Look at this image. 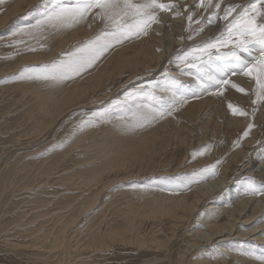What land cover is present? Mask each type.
I'll list each match as a JSON object with an SVG mask.
<instances>
[{"label": "rangeland", "instance_id": "374dc122", "mask_svg": "<svg viewBox=\"0 0 264 264\" xmlns=\"http://www.w3.org/2000/svg\"><path fill=\"white\" fill-rule=\"evenodd\" d=\"M1 1H3L4 4L6 2V0ZM166 1L173 3L174 5H176V7L167 12H160L158 17L159 23L152 24L151 28L148 30V35L140 36L139 38H131L123 41L124 43L122 42L113 45L93 64L92 67L82 72L79 76L59 84H45V82L39 80L33 79L30 81L29 79H26V81L24 79L14 77L16 76V73L18 74L25 67H33V65L34 67L40 66L38 64H41V59L42 64H45L46 62L50 63L52 61L66 58L67 54L73 52L84 42L92 39L101 31H103L105 29L104 22L100 21L99 19H97V21L93 20L90 16L87 21L70 28H64L60 30L49 29L42 34L37 33L34 36L23 34L21 36V34H19L18 32L19 29L24 28L25 26L27 27L30 24H34L36 19L39 18V13L43 12L45 8L49 6V0H35V3L33 2L29 6L24 5L25 7L23 8V10H21L20 13L14 15L11 19L6 21L4 26L0 27V32L3 34L1 35L0 33V40H3L0 41V53L2 52L1 54H3H0V66L2 65L4 67H0V71L2 72H0V264H53V260L50 257H43V255H38V257L36 258L37 255L35 254V252L31 253L23 247V244L27 243L24 242L25 239L23 238V227H26V225L29 226V220L32 219V216L34 217L38 215L41 218H46L53 214L54 216L52 217H57L62 213L68 215L71 205L63 206L64 204H62L60 206V203L58 202H65L72 198H88L89 196L94 194V192H96V194H99V200L97 199L98 202H95L94 207L88 209L86 215L90 216L108 202L110 203V205L114 204L113 207H116V204H140L145 200L157 199L146 197H154L158 196L159 194L167 196L179 195L189 199L193 197V194L198 193V190H200V187L202 185L210 183L212 180L219 178L221 175L222 176L220 177L219 181L222 183V180H225V182L223 181L224 183H222L220 186H216V189L212 188L214 190L213 192L210 191L212 190L211 187H206V189L204 187L201 189L205 192V190L209 188L208 191L210 192L207 191L206 196L203 195L201 197L196 212H194L193 215H190L191 217L189 218V220H185L183 225H179L177 227L178 229L175 230L177 232H174L173 239L171 236L172 233L170 232L171 223L168 222L169 218L167 215L154 218H144V222H142L141 224V229L145 233H150V231L154 230L157 239H170V241H168V249L152 250L149 248H137L138 246L136 245L128 246V244L122 245L118 242H115L111 246L112 248L105 251L104 255L100 257L96 255L95 257L93 255H87V257L92 259L93 264H180V262H178V256L180 253H182L183 249L185 250L188 237L192 238L194 235L191 234L194 231H203L205 229L201 228L204 226H202L201 224L199 225L202 220L198 221V219L205 217V215H207V217L216 215L219 212V209H214L216 210V212L214 210L212 212L208 211V214L206 212L207 210L205 211L206 207L209 206V204L211 205V203L215 204L218 207H222V205L232 206L235 200H239L241 202L243 201V203L246 205H244L245 208L247 207L246 209L244 208V216L248 217L252 215L254 217H251L252 221L251 224L247 225L248 229H251L253 226L257 227L259 225H261V229H263V232L259 231L258 228V231L256 230L258 233L254 231V233L252 232L253 234L251 233L250 235H247L249 236L248 239H241L240 241H237L239 239L235 240L237 241V243H242L240 247H243V244L246 243L247 245L244 247L246 248L248 246L246 248L247 250L252 248L253 246H256L258 249L262 247L264 248V241H262V243L261 241L259 242L255 239L258 236L264 237V224L259 221L262 218L260 216L262 214V216H264V101H261V103L259 101L253 103V101L256 100L254 97L255 95L251 93V90L254 86V81L239 72L237 70V63L230 58H223L217 60L215 63L209 62L207 65H205L203 70H200L198 68L185 67L183 65H177L176 63L169 64V60L173 59L179 51L191 49L204 42L213 40L221 31H223L227 22L223 20H216L214 18L212 23H208V17L211 15L214 7L209 8L207 11H205L199 6L198 0H165V2ZM249 2L250 0H223L221 9H223V7L226 5L247 6ZM3 3H0V13L4 12L5 9ZM215 3L216 0H213V5ZM1 7H3L4 9L2 10ZM177 11L180 13H177ZM220 14H223L222 10ZM189 15L193 17V21L191 23H189L188 21ZM196 21H199V23H196ZM162 22H164V26L166 25L165 27L168 28H166V38L160 33H157L159 32L157 27L159 26V24H162ZM173 23L174 25H172ZM4 28L7 31H5ZM35 36L38 39H36ZM155 36H157V38ZM189 36H192V39H189ZM5 37H9L8 39H11V41L12 39L23 38L22 40L25 41V43L20 45L12 44L13 46L11 47V49L9 48L4 50V42L8 43ZM30 37H33L32 40ZM67 38L69 39V41ZM70 38H72V40ZM158 38L163 39L162 44L161 40H159L160 43L156 42ZM167 38L171 39L169 40ZM35 45H38L40 47L38 48ZM44 47L46 50H44ZM49 47H51V49ZM57 48L59 50H57ZM1 49L3 50L1 51ZM29 49L35 50L33 51ZM164 49L166 50L164 51ZM21 51L23 53H21ZM30 51L33 52L32 56L30 55L32 54ZM222 51L227 52L228 49H222ZM7 52L11 53V57H8L9 54ZM45 53H49L51 54V56L53 54L54 55L52 57H49L50 55H45ZM134 53L140 54L137 56V58H134L135 60L132 63L121 66L122 68L118 67L119 70L115 69L111 65V68L109 65V67L107 65H104L107 64L111 57H115L114 59H117L124 56H130ZM4 54H6L7 56ZM150 54L153 56H151ZM159 54H161L160 58H158ZM22 55L24 60L21 62L20 59L22 58H20V56L22 57ZM28 55H30L32 58L28 57ZM17 56L19 58H17ZM33 56L37 58V61H35L36 58ZM26 58L28 60H26ZM204 59L207 58L205 57ZM3 60L5 62L4 64L2 63ZM13 61L16 62L13 63ZM20 63L22 64L20 65ZM135 64L137 65V67ZM8 65H14L15 69L9 68L11 66ZM7 69L8 71H6ZM165 69H167V72H165ZM111 70L113 71L111 72ZM115 70L117 71V73ZM105 72L109 73L108 75L106 74L107 77L104 75ZM234 72L235 74H233ZM133 75L135 76L133 77ZM90 76H94V78L101 76V80L103 79V81L97 83L95 85L96 88H89L88 91L85 92L84 96L78 99L79 102H74V106L72 105L73 108L71 106L68 107L66 111L64 110L62 113H65L57 117L54 123L43 127L40 132H33L35 131L33 122L44 118L43 112L46 111L49 102H46V108L43 106L44 109L38 110L37 106L40 105V103L37 102V100L35 101L33 96H31L30 93H32V91L28 93L29 95L27 94V96L24 94L22 95L23 82L29 84L31 82V90H42L43 92H45L49 91L48 88L54 89L59 85L63 87L75 85L76 83L79 85L82 84V86H87L84 85L85 83L83 82H85ZM103 76L106 78H104ZM201 77L204 81L211 84L212 86L206 87V90H200L198 87H195L197 79ZM240 77L243 80L240 79ZM222 79L228 80L229 83L217 86L216 81ZM148 81L157 82V85L154 88H151L150 91L155 94L158 100L161 98H163L164 100L169 99L171 96V92L168 90V87L169 85H174L176 89H179L181 93H184L186 95V103H183L182 106H180L178 110L169 117L165 116L164 118H162L163 121L161 119H157L151 124L142 128H137L135 130H125L118 123H116L117 121L115 119V121H110L108 119L99 120L92 118V113L100 110H109L116 106H120L121 108H123V102L125 101L124 93L135 88L137 85L148 87ZM233 83L244 88L246 92L242 93L237 88L232 87ZM249 83H251V85ZM20 87L22 88V90ZM193 92L195 93L194 95L191 94ZM245 96H247L248 98ZM23 98L25 100H23ZM88 99L89 101H87ZM82 100L84 101L80 102ZM145 102L147 101L143 97L138 98L136 101V103L138 104ZM249 102H252V106ZM212 104H214V106ZM229 105L243 110L247 113V115L242 116L235 114L232 111V108L229 107ZM129 106L131 105L129 104ZM201 108L204 109L202 110ZM36 111L38 112V114ZM227 116L228 118H226ZM211 117H213V119ZM90 118L94 120L93 123L85 124V126L81 124V121H88ZM223 121L225 122L223 123ZM246 121L248 125L245 124ZM47 123L48 121L45 124ZM116 124L118 127L116 126ZM249 124L253 125L251 129L248 128ZM85 127H87V129ZM90 127L91 129H89ZM255 129H258L256 131L257 133L255 132ZM245 131H248L247 136H244ZM252 133H254V135L257 134L255 139ZM252 139L254 141H252ZM64 140L67 141L65 142ZM249 140H251V143ZM80 141H82L83 143ZM237 141L239 142L238 146H236ZM205 146H207V150L204 151L202 155L199 154L200 150L202 148H205ZM241 149L242 151H240ZM121 152L126 154L124 157L126 158V161L124 162V159L121 160L122 162L120 161V168L119 166L117 167L118 164L116 166L112 164V167L107 169L106 167L109 166V163H106L115 160L117 154L119 153L120 154L118 155V157L122 156ZM236 153L238 156L236 155ZM226 155L228 156L226 157ZM235 156L237 157L235 158ZM52 157L57 162H54L55 169L49 170V164L51 163V160H53ZM71 159L74 162H72ZM46 160L48 163L45 162ZM218 160L221 161V163L217 165L216 175L207 178L202 182L191 183L185 188L179 190L174 189V191L173 189L160 184L161 177L181 176L187 173H191L193 170H198L199 168L201 169L205 166L211 165ZM231 163L234 164L231 165ZM225 164L228 166H226ZM229 164L231 166H229ZM92 165L95 166V168H99V171H101L99 181L98 183H94L95 185L84 184L83 182H81V178L77 177V172L80 169H86L88 167H91ZM260 165L263 168H261ZM253 172H255V174L258 173V176L254 177ZM225 174L227 175L226 177ZM123 177H126V179H124ZM249 178H251V180ZM252 181L254 182V186L256 189L255 193L252 191ZM231 184H233L234 186ZM141 185H144L145 187H141ZM95 186L96 188H93ZM244 186L247 187L245 188ZM142 188L143 190H149V194L151 195L145 192L143 194V198H133L134 195L136 196L137 191ZM44 192L46 193L44 194ZM46 194L48 195V198ZM122 194L123 197H126L128 195L127 197L131 198H120ZM61 196L63 199L61 198ZM42 197L46 198L47 202V208L46 206H44L45 210H42L44 207L42 205L39 207L37 203L39 198ZM222 197L225 198L223 199ZM259 199L260 201H262L263 206ZM247 200H249L250 202ZM258 201L260 202L259 205L261 209L256 213L254 212L256 209L253 211L254 206L252 205V203L256 205ZM247 202L249 203L247 204ZM48 203L49 205L51 204L50 207H48ZM35 208H37V211H35ZM39 209H41V211H39ZM47 209L50 212L45 214V212L48 211ZM224 219L225 218H223L222 216V219H218V222H221ZM30 226L34 227V224H30ZM191 226L194 229H192ZM189 227L191 231L189 230ZM73 229L77 230L78 228H75L74 225ZM252 238L254 240H252ZM200 243L201 247L199 249L202 248L201 250L209 252L216 246V243H214V241L210 242V244L214 243V246L209 245V243H207L208 245L204 244L205 242L202 241ZM237 243H235V241L233 240V243H231L230 245L234 246V244L236 245ZM254 261L258 262V264H261L259 260L254 259Z\"/></svg>", "mask_w": 264, "mask_h": 264}, {"label": "bare ground", "instance_id": "6f19581e", "mask_svg": "<svg viewBox=\"0 0 264 264\" xmlns=\"http://www.w3.org/2000/svg\"><path fill=\"white\" fill-rule=\"evenodd\" d=\"M35 0H10V1H7L5 2V4L3 3V1L0 0V3L2 2L5 6V9L3 7L2 10L4 9V12L0 13V27L4 26V24L6 23V21H8L9 19H11L14 15H17L18 13L21 12V10H23V8L25 7L24 5L26 6H29L31 5ZM195 1V0H194ZM167 2V1H166ZM35 3V2H34ZM45 3V2H44ZM2 5V4H1ZM197 5V4H196ZM1 10V9H0ZM43 11V10H42ZM201 11V9H200ZM197 12V11H196ZM177 13H180L177 11ZM195 13V12H194ZM165 14V13H164ZM174 14V13H172ZM178 15V14H177ZM20 16V15H18ZM162 16V15H160ZM166 16V15H165ZM167 17V16H166ZM168 18V17H167ZM17 19V18H16ZM27 19V18H25ZM30 19V17H29ZM28 19V20H29ZM165 20V19H163ZM162 20V21H163ZM23 21V20H22ZM97 21V19H96ZM101 21V20H100ZM17 22V21H16ZM25 22V20H24ZM30 22V21H29ZM27 22V23H29ZM174 22V21H173ZM26 23V24H27ZM31 23V22H30ZM33 23V22H32ZM161 23V22H160ZM32 25V24H30ZM29 25V26H30ZM89 25V24H88ZM168 25V24H167ZM174 25V23L172 24ZM86 26V25H85ZM155 26V25H154ZM166 26V25H165ZM164 26V22H162V24H159V26L157 27L158 31L156 30L157 33H160L162 36H165L167 34V27ZM179 26V25H178ZM26 27V26H25ZM24 27V28H25ZM169 27V26H168ZM173 27V26H172ZM177 27V26H176ZM15 28V27H14ZM20 28V27H19ZM87 28V27H86ZM167 28V29H166ZM175 28V26H174ZM211 28V27H210ZM5 29V28H4ZM88 29V28H87ZM172 29V28H171ZM18 30V29H17ZM5 31H7L5 29ZM93 31V30H92ZM100 31V30H99ZM169 31V30H168ZM177 31V30H176ZM12 32V31H11ZM19 32V31H18ZM84 32V31H83ZM90 32V31H89ZM149 32V31H148ZM154 32V31H153ZM1 33V32H0ZM15 33V32H14ZM80 33V32H79ZM95 33V32H94ZM156 33V34H157ZM173 33V32H172ZM10 34V33H8ZM69 34V33H68ZM67 34V35H68ZM83 34V33H81ZM89 34V33H88ZM155 34V35H156ZM1 35H3L1 33ZM14 35V34H13ZM19 35V34H18ZM159 35V34H158ZM5 36V35H4ZM22 36V34H21ZM34 36V35H32ZM53 36V35H51ZM71 36V35H70ZM86 36V35H85ZM11 37V36H9ZM9 37H5L6 42H4V46H3V49H11V47L13 46L12 43H11V39L9 40L8 38ZM29 37V36H28ZM50 37V36H48ZM72 37V36H71ZM92 37V36H91ZM157 38V36H155ZM21 38V37H20ZM31 38V37H30ZM33 38V37H32ZM31 38V40H32ZM36 38V36H35ZM45 38V37H44ZM56 38V37H55ZM63 38V37H62ZM87 38H88V35H87ZM166 38V36H165ZM4 39V38H3ZM23 39V38H22ZM38 39V38H36ZM48 39V38H47ZM68 39V38H67ZM72 40V38H70ZM153 39V38H152ZM151 39V40H152ZM167 39H171V38H167ZM9 40V41H8ZM13 40V39H12ZM45 40V39H44ZM43 40V41H44ZM51 40V39H50ZM49 40V41H50ZM148 40V39H147ZM159 40H161V44H162V38H158L157 39V43H160ZM0 41H3V40H0ZM27 41V40H26ZM37 41V40H36ZM48 41V42H49ZM52 41V40H51ZM55 41V40H54ZM63 41V40H62ZM69 41V39H68ZM74 41V39H73ZM72 41V42H73ZM81 41V40H80ZM85 41V40H84ZM35 42V40H34ZM38 42V41H37ZM59 42V41H57ZM1 43V42H0ZM50 43V42H49ZM124 43V42H123ZM38 44V43H37ZM54 44V42H53ZM62 44V43H61ZM165 44V43H164ZM51 45V44H50ZM65 45V44H64ZM123 45V44H121ZM30 46V45H29ZM37 46L38 48L40 46L38 45H35ZM55 46V45H53ZM51 46V47H53ZM133 46V45H132ZM137 46V45H136ZM148 46V44H147ZM8 47V48H6ZM51 47H49L51 49ZM58 47V46H57ZM64 47V46H63ZM68 47V46H67ZM134 47V46H133ZM159 47V46H158ZM168 47V46H167ZM47 48V46H46ZM65 48V47H64ZM136 48V47H135ZM139 48V47H138ZM1 49V51L3 50ZM14 49V48H13ZM12 49V50H13ZM18 49V48H17ZM43 49V48H42ZM49 49V50H50ZM61 49V48H60ZM16 50V48H15ZM44 50L45 47H44ZM56 50V49H55ZM57 50H59L57 48ZM146 50V49H145ZM166 49H164L165 51ZM20 51V50H19ZM23 51V50H22ZM21 51V53H23ZM48 51V49H47ZM46 51V52H47ZM53 51V50H52ZM51 51V52H52ZM137 51V50H136ZM162 51V50H160ZM6 52V51H4ZM3 52V53H4ZM15 52V51H14ZM29 52V50H28ZM31 52V51H30ZM50 52V53H51ZM126 52V51H124ZM128 52V50H127ZM2 53V52H1ZM0 53V54H1ZM8 53V52H7ZM27 53V52H26ZM32 54H30L31 56L33 55V52H31ZM116 53V52H115ZM132 53V52H131ZM130 53V54H131ZM9 56L8 57H11L10 54L11 53H8ZM13 54V53H12ZM19 54V53H18ZM25 54V53H24ZM41 54V53H40ZM46 54H49V53H45ZM140 53H134L130 56H124V57H120V58H117V59H114L115 57H111V59L107 62V64H104V65H111L113 66L115 69H118V67H121V66H124V65H128L129 63H132L135 59L134 58H137V56L139 55ZM3 55V54H1ZM6 55V54H4ZM15 55V54H14ZM30 55H28V57H31ZM42 55V54H41ZM50 56L49 57H52L51 54H49ZM114 55V54H113ZM122 55V54H121ZM148 55V54H146ZM151 55V54H150ZM7 56V55H6ZM153 56V55H151ZM150 56V57H151ZM1 57V56H0ZM8 57H7V60H8ZM26 57V56H25ZM35 57V56H33ZM61 57V56H59ZM149 57V58H150ZM161 57V54H159L158 58ZM17 58H19L17 56ZM20 59L21 62L24 60L23 59V55L22 57L20 56ZM32 58V57H31ZM30 58V59H31ZM36 58V57H35ZM147 58V57H146ZM29 59V61H30ZM5 60V59H4ZM3 60V64L5 63ZM26 60H28L26 58ZM54 60V59H53ZM148 60V59H147ZM2 61V60H1ZM34 61V60H33ZM35 61H37V58L35 59ZM34 61V62H35ZM137 61V59H136ZM146 61V60H145ZM16 62V61H13V63ZM18 62V61H17ZM26 62V61H25ZM33 62V63H34ZM49 62V61H48ZM103 62V61H102ZM30 63V62H29ZM32 63V64H33ZM36 63V62H35ZM42 64V59H41V62ZM106 63V62H105ZM1 64V63H0ZM9 64V63H8ZM22 63H20L21 65ZM41 64H38V65H41ZM47 64V62L45 63ZM142 64V63H141ZM6 65V64H5ZM36 65V64H35ZM136 65V64H135ZM2 66V65H1ZM0 66V67H1ZM8 66H11V65H8ZM16 66H17V63H16ZM26 66V65H25ZM28 66V65H27ZM105 66V67H107ZM108 66V67H109ZM110 66V68H111ZM134 66V65H133ZM139 66V65H138ZM6 67V66H5ZM34 67V65H33ZM104 67V68H105ZM137 67V65H136ZM145 67V66H143ZM2 68H4L2 66ZM8 68V67H7ZM9 68H12V69H15L14 65H12L11 67ZM8 68V69H9ZM17 68V67H16ZM122 68V67H121ZM120 68V69H121ZM139 68V67H138ZM8 69L6 71H8ZM106 69V68H105ZM104 69V71H105ZM108 69V68H107ZM136 69V68H135ZM142 69V68H141ZM1 70H4V69H1ZM101 70V69H100ZM114 70V69H113ZM111 70V72L113 71ZM119 70V69H118ZM96 71V70H95ZM116 71V70H115ZM1 72V71H0ZM102 72V71H101ZM134 72V71H133ZM2 73V72H1ZM16 73V72H14ZM14 73H11V74H14ZM89 73V72H87ZM99 73V71H98ZM117 73V71H116ZM4 74V73H3ZM17 74V73H16ZM84 74V73H83ZM106 74L108 75L109 73H106L105 72V76ZM114 74V73H113ZM5 75V74H4ZM7 75V74H6ZM102 75V74H101ZM3 76V75H2ZM9 76V75H8ZM95 76V75H94ZM94 76H90L85 82L84 85H87V86H82L79 85V84H76L75 85H71V86H63L61 87V85L55 87L54 89H49V91H45L43 92L42 90H31V82L30 84L29 83H24L23 82V93L22 95H26L28 93H30L32 91L31 96H33V98L35 99V101L37 100V102L40 103V105L37 106V109L38 110H42L44 109V107L46 108V102L48 101L49 102V105L46 109L45 112H43L44 114V118L43 119H39V120H36L35 122H33V127L35 128V131L33 132H40L42 130L43 127L45 126H48V125H51L52 123H54V121L56 120L57 117H59L61 114H64L62 113L64 110L66 111V109L68 107H71L74 102L78 101V99H80L81 97L84 96L85 92L88 91V89H93V88H96V84L97 83H100L103 81V79L101 80V76H98L97 78H94ZM135 75H133L134 77ZM104 77V76H103ZM107 77V76H106ZM104 77V78H106ZM5 78V77H4ZM94 78V79H93ZM131 78V77H130ZM239 78V77H237ZM236 78V79H237ZM240 79H242L240 77ZM26 80V79H24ZM23 80V81H24ZM243 80V79H242ZM9 81V80H8ZM20 81V80H18ZM27 81V80H26ZM31 81V80H30ZM238 81V80H236ZM79 82V81H78ZM248 82V81H246ZM15 83V82H14ZM43 83V82H42ZM252 83V82H251ZM251 83H249L251 85ZM254 83V82H253ZM21 84V83H20ZM34 84V83H33ZM46 84V83H45ZM248 84V83H247ZM18 85V83H17ZM243 85V84H242ZM246 85V83H245ZM13 86V85H11ZM95 86V87H94ZM249 86V85H248ZM35 87V86H33ZM254 87V86H253ZM17 88V87H16ZM19 88V87H18ZM21 88V87H20ZM47 88V87H46ZM162 88V87H160ZM35 89V88H34ZM247 89V88H246ZM22 90V88H21ZM44 90V89H43ZM252 93V92H251ZM29 95V94H28ZM250 95V94H249ZM103 96V95H102ZM252 96V95H251ZM250 96V97H251ZM25 97V96H24ZM90 97V96H89ZM247 97V96H245ZM255 97V96H254ZM88 98V97H87ZM96 98V97H95ZM101 98V97H100ZM206 98H209V97H206ZM213 98V96H212ZM210 98V99H212ZM242 98V97H241ZM248 98V97H247ZM219 99V98H217ZM240 99V98H239ZM256 99V97H255ZM23 100H25L23 98ZM205 100V99H204ZM207 100V99H206ZM209 100V99H208ZM245 100V99H244ZM84 100L80 101V102H83ZM89 101V99L87 100ZM47 102V103H48ZM79 102V101H78ZM208 102V101H207ZM215 102V101H214ZM218 102V101H217ZM216 102V103H217ZM248 102V101H247ZM261 103V101H259ZM110 103V102H109ZM250 103V102H249ZM252 103V102H251ZM250 103V105H251ZM34 104V103H33ZM43 104V105H41ZM86 104V103H85ZM91 104V102H90ZM219 104V103H218ZM222 104V103H221ZM238 104V103H237ZM242 104V103H241ZM248 104V103H247ZM259 104V103H258ZM77 105V104H76ZM109 105V104H108ZM214 106V104H212ZM254 105V104H253ZM44 106V107H43ZM74 106V105H73ZM72 106V108H73ZM79 106V105H78ZM84 106V105H83ZM86 106V105H85ZM219 106V105H218ZM249 106V105H248ZM252 106V105H251ZM258 106V105H257ZM207 107V106H206ZM76 108V107H75ZM80 108V107H79ZM102 108V107H101ZM197 108V107H196ZM260 108V107H259ZM264 108V107H263ZM31 109V108H30ZM84 109V108H83ZM202 109V108H201ZM204 109V108H203ZM202 109V110H203ZM212 109V108H211ZM218 109V108H217ZM256 109V108H255ZM254 109V110H255ZM37 110V111H38ZM85 110V109H84ZM199 110V109H198ZM210 110V109H209ZM252 110V109H251ZM260 110V109H259ZM36 111V112H37ZM71 111V110H70ZM76 111V110H75ZM180 111V110H179ZM224 111V110H223ZM263 111V110H262ZM220 112V111H219ZM248 112H249V109H248ZM175 113V112H174ZM202 113V112H201ZM225 113V112H224ZM223 113V114H224ZM253 113V112H252ZM38 114V112H37ZM42 114V113H41ZM90 114V113H89ZM218 114V113H217ZM226 114V113H225ZM249 114V113H248ZM68 115V114H67ZM229 115V114H227ZM259 115V113H258ZM90 116V115H89ZM176 116V115H175ZM213 116V115H212ZM64 117V116H63ZM169 117V116H168ZM201 117V116H200ZM34 118V117H33ZM46 118V120H45ZM83 118V117H81ZM93 118V117H92ZM198 118V117H197ZM213 119V117H211ZM228 118V116L226 117ZM245 118V117H244ZM260 118V117H259ZM264 118V117H263ZM166 119V118H165ZM175 119V118H174ZM194 119V118H193ZM201 119V118H200ZM215 119V118H214ZM233 119V118H232ZM45 120V121H44ZM82 120V119H81ZM80 120V121H81ZM88 120V119H87ZM114 120V119H113ZM162 120V119H161ZM206 120V119H205ZM224 120V119H223ZM48 121L47 124H45L46 122ZM86 121V120H85ZM107 121V120H106ZM112 121V120H111ZM115 121V120H114ZM163 121V120H162ZM200 121V120H199ZM210 121V120H209ZM230 121V119H229ZM243 121V120H241ZM264 121V119H263ZM225 121H223L224 123ZM262 122V120H261ZM109 123V122H108ZM117 123V122H116ZM196 123V122H195ZM219 123V122H218ZM222 123V124H223ZM236 123V121H235ZM243 123V122H241ZM106 124V122H105ZM159 124V123H158ZM221 124V125H222ZM233 124V123H232ZM247 124V121L246 123ZM264 124V123H263ZM102 125V124H101ZM178 125V123H177ZM248 125V124H247ZM85 126V125H84ZM117 126V124H116ZM225 126V125H223ZM244 126V124H243ZM100 127V126H99ZM118 127V126H117ZM120 127V126H119ZM191 127V126H190ZM222 127V126H221ZM264 127V126H263ZM74 128V127H73ZM83 128V127H82ZM87 129V127H85ZM176 128V127H175ZM195 128V127H194ZM209 128V127H208ZM220 128V126H219ZM91 129V127L89 128ZM101 129V128H100ZM73 130V129H72ZM96 130V129H95ZM120 130V129H119ZM178 130V129H177ZM258 130V129H257ZM255 129V132L257 131ZM113 131V130H112ZM208 131V130H207ZM220 131V130H219ZM263 131V130H262ZM32 132V133H33ZM121 132V131H120ZM154 132V130H153ZM192 132V131H191ZM254 132V133H255ZM83 133V132H82ZM112 133V132H111ZM194 133V132H193ZM222 133V132H221ZM220 133V134H221ZM243 133V132H242ZM254 133H252L254 135ZM257 133V132H256ZM259 133V132H258ZM262 133V132H261ZM207 134V133H206ZM73 135V134H72ZM114 135V134H113ZM191 135V134H190ZM193 135V134H192ZM209 135V134H208ZM211 135V134H210ZM257 135V134H256ZM256 135H254V139L256 137ZM69 136V135H68ZM81 136V135H80ZM223 136V135H222ZM67 137V136H66ZM94 137V136H93ZM92 137V138H93ZM140 137V136H138ZM191 137V136H190ZM240 137V136H239ZM69 138V137H68ZM72 138V137H71ZM86 138V137H85ZM89 138V137H88ZM208 138V137H207ZM206 138V140H207ZM223 138V137H221ZM247 138V137H246ZM66 139V138H65ZM78 139V138H77ZM83 139V138H82ZM91 139V138H90ZM216 139V138H215ZM250 139V138H249ZM84 140V139H83ZM88 140V139H87ZM196 140V139H194ZM245 140V139H244ZM63 141V140H62ZM65 142L67 140H64ZM79 141V140H78ZM112 141V140H111ZM250 143H251V140H249ZM252 141H254L252 139ZM82 142V141H80ZM76 143H79V142H76ZM74 143V144H76ZM83 143V142H82ZM89 143V142H88ZM205 143V142H204ZM247 143V142H245ZM244 143V145H245ZM249 143V144H250ZM263 143V142H262ZM73 144V143H71ZM70 144V145H71ZM249 144H246V145H249ZM79 145V144H78ZM87 145V144H86ZM69 146V145H68ZM94 146V145H93ZM243 146V145H242ZM64 147V146H63ZM72 147V146H71ZM70 147V148H71ZM247 147V146H245ZM264 147V146H263ZM82 148H83V145H82ZM59 149V148H58ZM69 149V148H68ZM234 149V148H232ZM243 149V148H242ZM242 149L240 151H242ZM246 149V148H245ZM263 149V148H262ZM62 150V149H61ZM65 150V149H64ZM71 150V149H70ZM69 150V151H70ZM244 150V149H243ZM75 151V149H74ZM77 151V150H76ZM80 151V150H79ZM239 151V152H240ZM262 151V150H261ZM264 151V150H263ZM83 152V151H82ZM81 152V153H82ZM89 152V151H88ZM95 152V151H94ZM124 152V151H122ZM121 152V153H122ZM186 152V151H185ZM232 152V151H231ZM230 152V153H231ZM245 152V151H244ZM243 152V153H244ZM187 153V152H186ZM209 153V152H208ZM238 153V152H237ZM236 153V155H237ZM241 153V152H240ZM239 153V154H240ZM67 154V153H66ZM120 154V153H119ZM116 156V158L118 157V155ZM227 154V153H226ZM261 154V153H260ZM58 155V154H57ZM63 155V154H62ZM61 155V156H62ZM73 155V154H72ZM79 155V154H78ZM87 155V154H86ZM122 156L118 157L117 159L115 158V160L111 161V162H107L106 164H108L109 166H107L106 168L109 169L112 167V164H114V166H116L117 164V167L119 166V164L122 162L121 160L124 159V162L126 161V158L125 157V153H122L121 154ZM186 155V154H185ZM188 155V154H187ZM230 155V154H229ZM263 155V153H262ZM70 156V155H69ZM82 156V155H81ZM80 156V157H81ZM94 156V155H93ZM106 156V155H105ZM228 155H226L227 157ZM238 156V155H237ZM235 156V158L237 157ZM260 156V155H259ZM57 157V156H56ZM91 157V155H90ZM97 157V156H96ZM95 157V158H96ZM242 157V156H241ZM240 157V158H241ZM264 157V155H263ZM46 158V157H45ZM55 158V157H54ZM71 158V157H70ZM76 158V157H75ZM89 158V157H88ZM219 158V157H218ZM223 158V157H221ZM231 158V157H230ZM234 158V159H235ZM53 159V157H52ZM238 159V158H237ZM236 159V160H237ZM262 159V158H261ZM50 160V159H49ZM76 160V159H75ZM94 160V159H93ZM222 160V159H221ZM231 160V159H230ZM242 160V159H241ZM72 161V159H71ZM80 161V160H79ZM121 161V162H120ZM232 161V160H231ZM260 161V160H259ZM39 162V161H38ZM47 162V160L45 161ZM54 162H57L55 161L54 159L51 160V163L49 164V170H53L55 169V163ZM74 162V161H72ZM78 162V161H77ZM85 162V161H84ZM87 162V161H86ZM100 162V161H99ZM216 162V161H215ZM214 162V163H215ZM226 162V161H225ZM48 163V162H47ZM240 163V162H239ZM46 164V163H45ZM210 164V163H209ZM234 164V163H231V165ZM238 164V163H236ZM260 164V163H259ZM264 164V163H263ZM262 164V165H263ZM76 165V164H75ZM121 165V164H120ZM226 165V164H225ZM229 164V166H231ZM113 166V167H114ZM124 166V165H123ZM228 166V165H226ZM261 166V165H260ZM264 167V166H263ZM261 166V168H263ZM82 168V167H81ZM120 168V166H119ZM250 168V167H249ZM256 168V167H255ZM254 168V170H255ZM259 168V167H258ZM78 169V168H77ZM115 169V168H114ZM200 169V168H199ZM230 169V167H229ZM228 169V170H229ZM257 169V168H256ZM264 169V168H263ZM153 170V169H152ZM258 170V169H257ZM261 170V169H260ZM38 172V171H37ZM36 172V174H37ZM135 172V171H134ZM166 172V171H165ZM229 172V171H228ZM246 172H249V171H246ZM100 173L101 171H99V168H95V166H91V167H88L86 169H80L78 172H77V177L78 178H81V182H83L84 184H94V183H98L99 181V178H100ZM146 173V172H145ZM227 173V172H226ZM264 173V172H263ZM262 173V174H263ZM128 174V173H127ZM223 174V173H222ZM248 174V173H247ZM261 174V173H260ZM133 175V174H132ZM158 175V174H157ZM170 175V174H169ZM229 175V174H228ZM245 175V174H244ZM252 175V174H251ZM253 175L254 177L258 176V173L255 174V172H253ZM34 176V175H33ZM36 176V175H35ZM128 176V175H127ZM137 176V175H136ZM220 176V175H219ZM222 176V175H221ZM220 176V177H221ZM227 175L225 174V177ZM247 176V175H246ZM132 177V176H131ZM159 177V176H158ZM219 178H216L215 180H212L210 183H207L205 185H202L200 187V190H198V193L196 194H193V197L191 198H186L184 196H179V195H176V196H172V195H161L159 194L158 196H149V197H146V198H157V199H152V200H145L143 202H141L140 204H132V205H121V204H116V207H113L114 204H111L110 203H105L100 209H98L94 214L90 215V216H87V211L88 209H91L92 207H94L95 205V202L97 201L98 199V193L96 194V192H94V194H92L91 196H89L88 198H83V199H79V198H72L70 200H67L65 202H58L60 203V206L62 204H64L63 206L65 205H71L70 209H69V212H68V215H65V214H60L58 215L57 217H52L54 216L53 215H50L49 217H44V218H41L40 216L36 215V216H32V219L29 220V226L26 225V227H23V239L24 242H27L25 244H23L24 248L31 252V253H34L37 255L36 258L38 257V255H43V257H50L52 260H53V264H93L92 262V259H90L88 256H91L93 255L95 257L96 256H102L105 254V251H107V249H110L112 248L111 246L113 245V243L115 242H118L122 245H126L128 244L129 245H136L138 246L137 248L141 247V248H149V249H154V250H159V249H168V241H170V239H157V236L153 231H150V233H145L142 229H141V224L142 222H144V218H148V217H161L163 215H167L169 220L168 222L171 223V233H172V239H173V236H174V232L176 233L177 231H175L176 229H178L177 227L180 225H183L184 224V221L185 220H189V218L191 217L190 215H193L194 212H196V209L198 207V204H199V201L201 199V197L203 195L206 196L207 194V190H201L202 188L205 187H211V189L215 188L216 189V186H220L222 183L225 182V180H222V183L219 181ZM124 178V177H123ZM128 178V177H127ZM138 178V177H137ZM262 178V177H261ZM120 179V178H119ZM118 179V180H119ZM126 179V177L124 178ZM151 179V178H150ZM228 179V178H227ZM245 179V178H244ZM109 181V180H107ZM111 181V180H110ZM136 181V180H135ZM224 181V182H223ZM142 182V181H141ZM253 182V181H252ZM262 182V181H261ZM100 183V182H99ZM104 183V182H103ZM260 183V182H259ZM109 184V182H108ZM107 184V185H108ZM133 184V183H132ZM139 184V183H138ZM144 184V183H143ZM238 184V182H237ZM95 185V184H94ZM135 185V184H134ZM198 185V184H197ZM233 185V184H231ZM262 185V184H261ZM103 186V185H102ZM234 186V185H233ZM132 187V186H131ZM130 187V188H131ZM139 187V186H138ZM230 187V186H229ZM237 187V186H236ZM245 187V186H244ZM247 187V186H246ZM245 187V188H246ZM3 188V187H2ZM93 188H96L93 187ZM99 188V187H98ZM136 188V187H135ZM151 188V187H150ZM227 188V187H226ZM259 188V187H258ZM125 189V188H124ZM138 189V188H137ZM210 190V191H214V190ZM239 189V188H237ZM98 190V189H97ZM96 190V191H97ZM103 190V188H102ZM130 190V189H129ZM128 190V191H129ZM197 190V189H196ZM245 190V189H244ZM137 191V190H136ZM163 191V190H162ZM174 191V189H173ZM203 191V192H202ZM208 191V192H210ZM238 191V190H237ZM243 191V190H242ZM150 193L149 190H143L142 189H139L136 192V196L134 195L133 198H143V194L144 193ZM227 192V191H226ZM38 193V192H36ZM46 192H44L45 194ZM100 193V192H99ZM124 193V192H123ZM230 193V191H229ZM232 193V192H231ZM48 194V193H47ZM46 194V195H47ZM175 194V193H174ZM212 194V193H210ZM209 194V195H210ZM237 194V193H235ZM151 195V194H149ZM220 195V194H219ZM230 195V194H229ZM44 196V195H43ZM128 196V195H127ZM123 197V194L122 196H120V198H131V197ZM132 196V194H131ZM231 196V195H230ZM234 196V195H233ZM239 196H242V195H239ZM60 197V196H59ZM106 197V196H105ZM117 197V196H116ZM229 197V196H228ZM236 197V196H235ZM47 198H48V195H47ZM62 198V196H61ZM215 198V197H214ZM223 198V197H222ZM221 198V199H222ZM225 198V197H224ZM223 198V199H224ZM238 198V197H237ZM261 198V197H260ZM63 199V198H62ZM101 199V198H100ZM227 199V198H226ZM99 200V199H98ZM219 200V199H217ZM229 200V199H228ZM253 200V199H252ZM264 200V199H263ZM119 201V200H118ZM121 201V200H120ZM158 201V202H157ZM204 201V200H203ZM234 201V200H233ZM249 201V200H247ZM260 201V199H259ZM258 201V205L256 204H253L252 205L254 206L253 208V211L254 212H258L261 207L259 205V203L261 202L262 206H263V203L262 201L259 202ZM55 202V201H54ZM98 202V201H97ZM96 202V203H97ZM127 202V201H126ZM222 202V201H221ZM232 202V201H231ZM250 202V201H249ZM247 202V204L249 203ZM256 202V201H255ZM38 206L40 207L41 205L44 207L46 206L47 202H46V198H39L38 200ZM102 203V201H101ZM132 203V202H131ZM203 203V202H202ZM209 203V202H208ZM216 203V202H215ZM224 203V202H223ZM228 203V202H227ZM221 204V203H220ZM251 204V203H250ZM33 205V204H32ZM49 205V203H48ZM51 205V204H50ZM50 205L48 207H50ZM245 204L243 203V201H239V200H235L234 204L232 206H228V205H222V207H218L216 206L215 204H212L211 205L209 204V206H204L206 207L205 211L208 213L209 212H212L214 209H219V212L216 214V215H212V216H209L207 217V215H205V217H202L200 219H198V221H201V223H199V225L201 224L202 226L204 227H201V228H205L203 231H194L191 235H194L192 238H189L188 237V240H187V245L185 246V250L183 249L182 253L179 254V260L178 262H180V264H258V262H255L254 259L248 255L245 254L246 252V248L248 247H244L246 246L247 244H243V247H240L242 245V243H237V241H240L241 239H248L249 236L247 235H250L252 232L254 233V231H258V228H259V231L263 232V229H261V225L257 226V227H253L251 229H248L247 225L251 224V217H253L252 215L246 217L244 216V206ZM56 206V205H55ZM54 206V207H55ZM249 206V205H248ZM42 207V208H43ZM41 208V209H42ZM47 208V206H46ZM111 208V209H109ZM247 208V207H246ZM245 208V209H246ZM37 211V208H35ZM41 209H39V211H41ZM50 209V208H48ZM47 209V210H48ZM96 209H97V206H96ZM109 209V210H108ZM42 210H45V207L42 209ZM203 210V208H202ZM263 210V209H262ZM261 210V211H262ZM216 212V210H214ZM264 211V210H263ZM50 211H46V213H49ZM56 212V211H55ZM35 213V212H34ZM37 213V212H36ZM205 213V214H207ZM263 213V212H262ZM56 214V213H55ZM198 214V213H197ZM209 214V213H208ZM33 215V214H32ZM35 215V214H34ZM44 215V214H43ZM41 215V216H43ZM203 215V214H202ZM263 215V214H262ZM260 216L262 217L259 221L262 222V224H264V216ZM48 216V215H47ZM204 216V215H203ZM222 216L223 218H225L224 220H222L221 222H218V219H222ZM196 217V216H195ZM259 217V215H258ZM254 218V217H253ZM192 219V218H191ZM254 222V220H253ZM196 223V222H195ZM30 224H34V227L30 226ZM187 224V223H186ZM74 225H75V228H78L77 230H74ZM187 226V225H186ZM192 227V226H191ZM192 229H194L192 227ZM180 230V229H179ZM189 230H190V227H189ZM187 231V230H186ZM191 231V230H190ZM256 231V232H257ZM168 232V231H167ZM169 232V233H170ZM255 232V233H256ZM188 233V232H187ZM252 233V234H253ZM258 233V232H257ZM168 235V234H167ZM183 235V234H182ZM190 236V235H189ZM169 238V237H168ZM171 239V240H172ZM218 239V240H217ZM239 239V240H236ZM256 240H258L259 242L261 241H264V237H256L255 238ZM233 240L235 241V243H237L236 245L234 244V246L230 245L231 243H233ZM251 240V239H250ZM252 240H254L252 238ZM205 242L204 244H207L209 243V245H213L214 246V243H216V246L213 248V250H211L210 252L209 251H204V250H201L199 249L201 247V243L200 242ZM213 244H210V242H213ZM249 242V241H248ZM257 242V241H256ZM117 243V244H118ZM200 243V244H199ZM258 243V242H257ZM263 243V242H262ZM260 243V244H262ZM179 244V243H178ZM177 244V245H178ZM203 244V245H204ZM255 244V243H254ZM176 245V244H174ZM208 245V244H207ZM205 246V245H204ZM261 246V245H260ZM263 248V247H262ZM178 249V248H177ZM181 249V248H180ZM25 250V251H26ZM206 250V249H205ZM110 251V250H109ZM169 251V250H168ZM177 251V250H176ZM168 253V252H167ZM172 253V252H171ZM85 254V255H84ZM188 254V255H187ZM26 255V254H25ZM28 255V254H27ZM167 256V255H166ZM28 257V256H27ZM89 258V259H88ZM30 259V258H29ZM35 259V258H34ZM174 259V258H173ZM32 260V259H31ZM169 261V260H168ZM175 261V260H174ZM153 262V261H152Z\"/></svg>", "mask_w": 264, "mask_h": 264}, {"label": "snow or ice", "instance_id": "6c2138e0", "mask_svg": "<svg viewBox=\"0 0 264 264\" xmlns=\"http://www.w3.org/2000/svg\"><path fill=\"white\" fill-rule=\"evenodd\" d=\"M222 2L223 0H216L213 5V0H198L199 6L205 11L214 7L208 17V23H212L214 18L227 22L223 31L213 40L191 49L179 51L173 59L169 60V64L176 63L203 70L209 62L215 63L217 60L230 58L237 63L239 72L254 81L251 91L256 100L253 103L264 101V0H250L247 6L226 5L221 9ZM174 7L176 5L165 2V0H49V6L39 13V18L35 23L19 29V34L35 35L42 34L49 29L70 28L87 21L90 16L93 20L99 19L104 22L105 29L67 54L66 58L38 67H25L14 78L34 79L49 84H59L73 79L92 67L113 45L131 38L148 35L152 24L159 23V13L167 12ZM221 10L222 15L220 14ZM188 21L189 23L193 21L191 15L188 16ZM188 38L192 39V36ZM11 43L20 45L25 41L13 39ZM222 49H228V51L224 52ZM29 50L34 51L35 49ZM205 57L207 59H204ZM228 83L229 81L226 79L216 81L217 86ZM147 85L148 87L137 85L126 91L123 108L116 106L109 110H100L92 113V117L110 121L115 119L125 130H135L145 127L157 119L172 115L183 103H186V95L176 89L174 85L168 87L171 96L167 100L163 98L158 100L155 94L150 91L157 85L156 81H148ZM210 86L212 85L204 81L202 77L197 79L195 85L200 90H206V87ZM232 87L242 93L246 92L244 88L235 83L232 84ZM140 97L145 98L147 102L136 103ZM229 107L235 114L247 115L237 107L232 105ZM93 122L94 120L90 118L88 121H81V124ZM252 127L253 125L249 124L248 128ZM247 135L248 131H245L244 136ZM238 144L237 141L236 146ZM206 150L207 146L202 148L199 154L202 155ZM219 163L221 161L218 160L211 165L181 176L161 177L160 184L170 189L179 190L191 183L202 182L216 175ZM249 179L251 180V178ZM141 187L145 186L141 185ZM252 191L256 192L254 182ZM245 254L264 264V248L258 249L253 246L246 250Z\"/></svg>", "mask_w": 264, "mask_h": 264}]
</instances>
